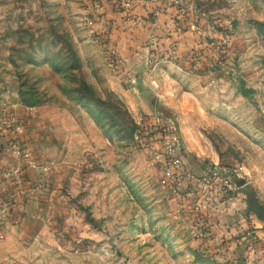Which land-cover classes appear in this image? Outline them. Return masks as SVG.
I'll return each instance as SVG.
<instances>
[{"label":"rangeland","instance_id":"obj_1","mask_svg":"<svg viewBox=\"0 0 264 264\" xmlns=\"http://www.w3.org/2000/svg\"><path fill=\"white\" fill-rule=\"evenodd\" d=\"M185 1L206 47L145 52L130 82L96 27L108 0H0V166L25 178L0 189V264H264V0ZM173 138L196 175L243 169L230 206L161 187Z\"/></svg>","mask_w":264,"mask_h":264},{"label":"crops","instance_id":"obj_2","mask_svg":"<svg viewBox=\"0 0 264 264\" xmlns=\"http://www.w3.org/2000/svg\"><path fill=\"white\" fill-rule=\"evenodd\" d=\"M130 1L132 18L142 20L140 27L133 26L131 19L116 8V0L97 6L100 8L97 14L101 16V23L96 26L103 39L102 46L116 50L119 55L118 73L130 82L136 81V75L132 74L142 64L145 52L155 60L162 56L178 59L184 51L206 47L204 12L196 13L191 7L181 13L168 0ZM15 166L6 170L19 169L25 180L21 168ZM237 197L240 200L242 195Z\"/></svg>","mask_w":264,"mask_h":264},{"label":"built area","instance_id":"obj_3","mask_svg":"<svg viewBox=\"0 0 264 264\" xmlns=\"http://www.w3.org/2000/svg\"><path fill=\"white\" fill-rule=\"evenodd\" d=\"M156 1V0H155ZM173 6H175L181 13L190 10V6L185 0H168ZM116 8L127 18H130L132 24L135 27H140L142 25V20L132 18V3L130 0H116ZM93 19L88 20L87 24L92 25ZM211 47L213 43L209 44ZM215 48L218 50L220 47L216 45ZM106 56L110 59V63L117 65L119 60V55L116 50L109 49L106 52ZM176 139H171L169 142L165 143L162 151L163 155L166 156L164 165L160 168L161 170V180L160 185L163 189H166L169 193L173 194L175 197H180L184 193V186L187 181L194 180L196 182V189L199 202H192L188 205V209L192 212H197L202 210L210 198V187L215 188L222 187V191H227L223 193V204L224 206H230L232 201L229 191L231 190V179L233 176L239 177V171L243 169L240 167L237 171H233L231 175H221L217 177L216 173H209L202 169L199 174H195L190 166L185 162V158L180 155L179 148L177 147ZM29 165L33 167V162L30 161ZM213 177V178H212ZM15 180L18 185L22 184V177L19 170L8 171L4 170L0 166V189L5 187L9 181ZM216 180V181H215ZM189 195V194H188ZM200 195V196H199ZM240 195V194H239ZM201 200L203 202H201ZM205 201V202H204ZM202 223V224H201ZM204 223L201 221H195L193 224L194 237L197 239H207L210 237V232L203 226ZM264 254V251H262ZM258 264V263H257Z\"/></svg>","mask_w":264,"mask_h":264},{"label":"trees","instance_id":"obj_4","mask_svg":"<svg viewBox=\"0 0 264 264\" xmlns=\"http://www.w3.org/2000/svg\"><path fill=\"white\" fill-rule=\"evenodd\" d=\"M159 120H157L156 118H151V117H144L142 119V123L139 127V129L141 130V132H146L148 130L149 127H157V126H161L159 125ZM156 132V131H155ZM163 131L159 134L160 138H162V134ZM158 134V133H156Z\"/></svg>","mask_w":264,"mask_h":264},{"label":"water","instance_id":"obj_5","mask_svg":"<svg viewBox=\"0 0 264 264\" xmlns=\"http://www.w3.org/2000/svg\"><path fill=\"white\" fill-rule=\"evenodd\" d=\"M253 211L257 215V217L264 223V211L257 207H255Z\"/></svg>","mask_w":264,"mask_h":264}]
</instances>
